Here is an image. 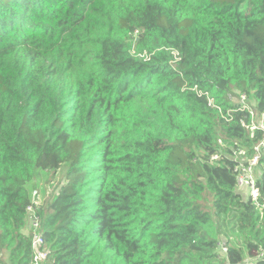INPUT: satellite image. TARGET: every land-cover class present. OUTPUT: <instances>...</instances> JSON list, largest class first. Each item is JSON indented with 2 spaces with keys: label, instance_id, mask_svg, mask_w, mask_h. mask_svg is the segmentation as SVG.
Wrapping results in <instances>:
<instances>
[{
  "label": "trees",
  "instance_id": "obj_1",
  "mask_svg": "<svg viewBox=\"0 0 264 264\" xmlns=\"http://www.w3.org/2000/svg\"><path fill=\"white\" fill-rule=\"evenodd\" d=\"M241 94L264 116V0H0V255L32 264L29 185L68 164L44 264L257 257L234 152L264 126ZM257 170L264 201V153Z\"/></svg>",
  "mask_w": 264,
  "mask_h": 264
},
{
  "label": "built area",
  "instance_id": "obj_2",
  "mask_svg": "<svg viewBox=\"0 0 264 264\" xmlns=\"http://www.w3.org/2000/svg\"><path fill=\"white\" fill-rule=\"evenodd\" d=\"M246 94L239 96L238 102L244 107L251 110L253 117L255 112L248 103ZM264 117V116H263ZM264 121V118H263ZM254 124V122H253ZM262 127L264 123L260 124ZM256 125L252 126L254 129ZM264 153V139L255 146V154L248 157L244 148H238L234 152V158L237 160L235 172L237 176V187L239 190L245 192L247 197H250L259 210L264 213V201H261V190L258 186V170L257 166ZM44 206L41 191L36 189L31 194V204L27 208L26 220L28 222L27 233L32 238L33 247V261L32 264H44L47 259L49 248L43 237L42 218L40 209ZM227 247L222 246V252L227 251ZM256 259H264V250H262L257 257L247 258L245 261L238 264H253Z\"/></svg>",
  "mask_w": 264,
  "mask_h": 264
},
{
  "label": "rangeland",
  "instance_id": "obj_3",
  "mask_svg": "<svg viewBox=\"0 0 264 264\" xmlns=\"http://www.w3.org/2000/svg\"><path fill=\"white\" fill-rule=\"evenodd\" d=\"M122 37L127 41L129 48L133 54L140 52L139 48V39L137 35H132L129 32L121 31ZM239 98L234 99L235 102H238ZM263 115L257 114L254 118V124L259 125L263 123ZM68 170V164H64L58 171H48L42 170L39 171L35 180L32 184L29 185V191L32 192L36 189L41 191V195L43 198V207H47L48 203L51 202L53 196L58 192L61 185L66 180V172ZM242 191L243 196L245 197V192ZM235 238V237H234ZM228 238L223 237V241H226ZM0 264H12L9 260V253L7 251L3 252L0 255Z\"/></svg>",
  "mask_w": 264,
  "mask_h": 264
},
{
  "label": "crops",
  "instance_id": "obj_4",
  "mask_svg": "<svg viewBox=\"0 0 264 264\" xmlns=\"http://www.w3.org/2000/svg\"><path fill=\"white\" fill-rule=\"evenodd\" d=\"M26 232H27V229H26Z\"/></svg>",
  "mask_w": 264,
  "mask_h": 264
}]
</instances>
